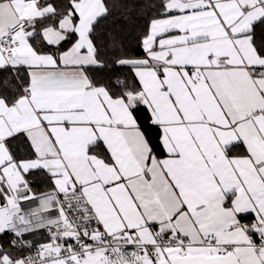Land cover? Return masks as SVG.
Masks as SVG:
<instances>
[{
    "label": "snow or ice",
    "instance_id": "1",
    "mask_svg": "<svg viewBox=\"0 0 264 264\" xmlns=\"http://www.w3.org/2000/svg\"><path fill=\"white\" fill-rule=\"evenodd\" d=\"M147 7L0 0V264H264V0Z\"/></svg>",
    "mask_w": 264,
    "mask_h": 264
},
{
    "label": "trees",
    "instance_id": "2",
    "mask_svg": "<svg viewBox=\"0 0 264 264\" xmlns=\"http://www.w3.org/2000/svg\"><path fill=\"white\" fill-rule=\"evenodd\" d=\"M151 2L152 0H109V3L113 5L112 15L102 25L104 35L98 41L108 56H112L114 53L108 33L118 36L119 40L124 44L125 51L134 55L140 54L138 41L151 16L152 9L147 7V4ZM261 38L258 33L257 39ZM21 148L23 149V145H21ZM36 183L40 184L39 177Z\"/></svg>",
    "mask_w": 264,
    "mask_h": 264
},
{
    "label": "built area",
    "instance_id": "3",
    "mask_svg": "<svg viewBox=\"0 0 264 264\" xmlns=\"http://www.w3.org/2000/svg\"><path fill=\"white\" fill-rule=\"evenodd\" d=\"M36 239H37V240H40V239H41V237L37 236V237H36ZM26 254H27V253H26Z\"/></svg>",
    "mask_w": 264,
    "mask_h": 264
}]
</instances>
